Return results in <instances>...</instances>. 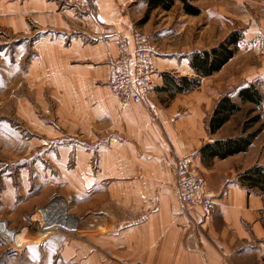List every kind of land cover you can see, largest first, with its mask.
I'll return each instance as SVG.
<instances>
[{
    "label": "crops",
    "instance_id": "1",
    "mask_svg": "<svg viewBox=\"0 0 264 264\" xmlns=\"http://www.w3.org/2000/svg\"><path fill=\"white\" fill-rule=\"evenodd\" d=\"M241 1L246 39L264 36V0L256 17L247 6L243 10ZM141 5L140 0H94L91 13L84 14L62 0H0L6 25L23 42L34 39L42 64H51L59 87H69L75 124L91 140L74 148L85 153L76 155L70 175L87 184V197L102 191L118 204L115 212L105 207L96 211L101 220L86 228L102 232L107 264H264V189L238 181L251 167L264 168V144L259 151L253 141L245 153L202 159L203 145L234 136L217 133L224 126L210 132L207 122L215 106L205 97L193 100L178 93L181 76L194 73L190 59H155L154 90L147 104L122 105L108 91L118 36L132 28V14H141ZM246 77V86L254 84L264 99V88L257 85L264 81V71ZM170 85L177 88L171 94ZM188 155L199 159L215 202L207 217L200 207L183 210L176 197V162ZM248 156L250 164L234 167ZM63 208L57 200L44 216L51 219L52 213L57 222ZM75 223L70 216L63 229L75 230Z\"/></svg>",
    "mask_w": 264,
    "mask_h": 264
},
{
    "label": "rangeland",
    "instance_id": "2",
    "mask_svg": "<svg viewBox=\"0 0 264 264\" xmlns=\"http://www.w3.org/2000/svg\"><path fill=\"white\" fill-rule=\"evenodd\" d=\"M93 1L84 14L91 13ZM237 1L190 0V6L197 11L191 14L179 0L168 10H149L148 0H140L141 14L137 11L132 14L135 22L132 28H127L126 34L118 36L117 55L113 59L120 53L118 40L122 37L129 41L131 49L136 50L140 43L153 47V52H156L153 57L151 54L153 63L156 58L165 56L190 59L194 73L181 76L179 80L183 86L178 93L192 96L193 100L205 97L210 105L215 106L211 117L223 98L238 104L240 110L217 133H226L234 136L232 138L257 133L253 141L258 146L255 151H259L264 144L263 93L254 84L246 86V75L264 71V36L246 39L243 29L247 23L243 21L245 15L238 11ZM260 1L242 0L240 6L243 10L247 6L249 13L256 17ZM62 10L60 8L59 12ZM233 35L237 39L236 47L230 45L231 49L236 48L233 57L212 75H200L192 65L194 58L229 43ZM27 41L23 42L20 34L6 25L5 16L0 15V225L15 234L11 239L0 230V264H107L108 256L103 255L100 244L102 232L87 230L86 227L88 222L101 220L96 211L105 207L115 212L118 204L110 194L103 195L102 191L87 197V184L76 181V176L70 175L77 161L76 155L79 153L80 157L85 153L74 148L78 143L91 140L86 131L81 132L86 129L75 124L74 105L69 102L70 95L67 93L69 87H59L51 64H42L33 47L35 40H30L29 44ZM23 43L26 44L23 46ZM154 68L153 79L157 73L155 64ZM167 74L175 77L170 72ZM257 85L264 88V81H258ZM248 87L256 90L258 102L241 99L240 93ZM153 90L154 82L147 93V101ZM175 90L173 85L168 88L170 94ZM120 103L126 105L132 102ZM96 153L94 151V156ZM183 157H189L198 174L206 180L197 156ZM251 162L252 157L248 156L233 165L242 168ZM218 167L222 168V165ZM254 167L262 166L255 165L250 169ZM245 172L238 181L248 187L241 180ZM174 189L180 207L185 211L193 208L182 206L176 191V176ZM208 193L211 194L210 191ZM57 200L65 205L61 213L63 217H57L55 222L51 213L49 220L53 228L40 233L47 223L44 212L53 210ZM194 207H200L204 212L201 206ZM204 214L206 217L210 215ZM70 216L76 222L75 230L63 229Z\"/></svg>",
    "mask_w": 264,
    "mask_h": 264
},
{
    "label": "built area",
    "instance_id": "3",
    "mask_svg": "<svg viewBox=\"0 0 264 264\" xmlns=\"http://www.w3.org/2000/svg\"><path fill=\"white\" fill-rule=\"evenodd\" d=\"M64 6L85 13L91 0H62ZM129 41L122 37L118 40L119 55L112 60L108 76V90L120 102L143 104L147 101L148 91L153 87L155 72L151 54L154 48L140 46L135 50ZM176 191L185 208L201 206L206 214L215 207V202L207 190L206 180L198 174L189 157L180 158L175 166Z\"/></svg>",
    "mask_w": 264,
    "mask_h": 264
},
{
    "label": "trees",
    "instance_id": "4",
    "mask_svg": "<svg viewBox=\"0 0 264 264\" xmlns=\"http://www.w3.org/2000/svg\"><path fill=\"white\" fill-rule=\"evenodd\" d=\"M175 1L176 0H148L149 10H153L156 8L168 10L173 6ZM179 1H181L185 5V8H187L188 12H190L191 14L197 13V11L192 8V6H190V0ZM234 37L235 35L232 36L229 43L221 44L219 48L213 49L209 53L206 52L202 56L195 57L192 65L194 66L196 71L202 76H210L214 72L219 71L234 55V51L236 48H230V45H236L237 39H235ZM239 96L244 102H258V95L253 87H248L247 89L242 90ZM239 110L240 106L238 104L231 102L227 98H223L219 102L213 116L210 119V131L212 133L216 132L230 119L231 116H233ZM256 135L257 133H247L243 137L229 138L226 140L216 141L213 144H207L201 149L202 159L204 161H210L216 157L219 159H224L231 155L246 152ZM241 180L249 188L257 187L263 189L264 168L254 167L249 171H246Z\"/></svg>",
    "mask_w": 264,
    "mask_h": 264
},
{
    "label": "bare ground",
    "instance_id": "5",
    "mask_svg": "<svg viewBox=\"0 0 264 264\" xmlns=\"http://www.w3.org/2000/svg\"><path fill=\"white\" fill-rule=\"evenodd\" d=\"M45 217V216H44ZM50 218H46L45 219V222H47L45 225H43L42 227L43 228H41L42 230L40 231V233H43V231H45V229L46 230H51L53 227L51 226L53 223L49 220ZM49 220V221H48ZM0 230L2 231V233L4 234V236L6 235L7 237H9V238H11V239H13L14 238V233L13 232H10L4 225H0ZM0 231V232H1ZM37 233H39V232H37ZM39 239H41V237L39 238ZM39 239H37V240H39ZM31 240V239H30ZM33 241H37L36 239H32ZM26 241H28V240H26Z\"/></svg>",
    "mask_w": 264,
    "mask_h": 264
}]
</instances>
